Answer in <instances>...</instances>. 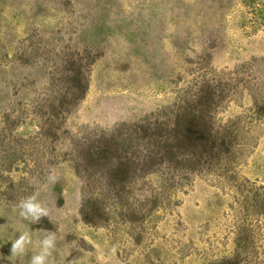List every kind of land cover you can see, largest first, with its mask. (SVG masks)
Returning <instances> with one entry per match:
<instances>
[{
  "label": "rangeland",
  "instance_id": "obj_1",
  "mask_svg": "<svg viewBox=\"0 0 264 264\" xmlns=\"http://www.w3.org/2000/svg\"><path fill=\"white\" fill-rule=\"evenodd\" d=\"M228 263L264 264V0H0V264Z\"/></svg>",
  "mask_w": 264,
  "mask_h": 264
},
{
  "label": "trees",
  "instance_id": "obj_2",
  "mask_svg": "<svg viewBox=\"0 0 264 264\" xmlns=\"http://www.w3.org/2000/svg\"><path fill=\"white\" fill-rule=\"evenodd\" d=\"M249 89L250 90H253V87H249ZM258 90H260V88H258ZM261 93H258V94H256V95H254L253 93H252V96L253 97H257V96H259ZM258 103H257V98H256V105H257ZM249 130H251V128L249 129ZM246 133H249V131H246ZM244 136H246V139H247V137H248V135L247 134H245ZM242 138V137H241ZM226 146V145H225ZM246 146H242V145H240V147H239V149L241 150L242 148H245ZM247 147H248V145H247ZM261 202V201H260ZM256 203H257V201H256ZM229 264V263H228Z\"/></svg>",
  "mask_w": 264,
  "mask_h": 264
},
{
  "label": "clouds",
  "instance_id": "obj_3",
  "mask_svg": "<svg viewBox=\"0 0 264 264\" xmlns=\"http://www.w3.org/2000/svg\"><path fill=\"white\" fill-rule=\"evenodd\" d=\"M21 239H23V238H21ZM45 243H48L47 241H45ZM15 247H19V241H17V243L14 245V248Z\"/></svg>",
  "mask_w": 264,
  "mask_h": 264
}]
</instances>
